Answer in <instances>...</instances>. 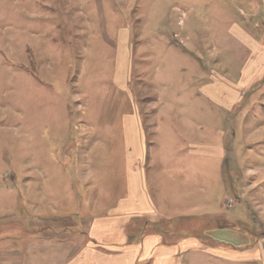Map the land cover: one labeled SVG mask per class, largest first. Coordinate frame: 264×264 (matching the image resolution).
I'll use <instances>...</instances> for the list:
<instances>
[{"label": "rangeland", "instance_id": "374dc122", "mask_svg": "<svg viewBox=\"0 0 264 264\" xmlns=\"http://www.w3.org/2000/svg\"><path fill=\"white\" fill-rule=\"evenodd\" d=\"M133 159L143 224L264 235V0H0V264H58Z\"/></svg>", "mask_w": 264, "mask_h": 264}, {"label": "crops", "instance_id": "0c3cea01", "mask_svg": "<svg viewBox=\"0 0 264 264\" xmlns=\"http://www.w3.org/2000/svg\"><path fill=\"white\" fill-rule=\"evenodd\" d=\"M123 120L127 145L131 146L133 154L138 141L140 143L138 118L130 114ZM128 152L132 156L129 148ZM135 165V159L129 160L124 199L110 210L106 203L98 210L100 204L97 205L89 215L86 228L83 227L82 233L74 230L69 242L64 241L62 234L57 239L64 241L61 249L56 250L58 264H264V235L248 237L241 233L247 231L238 222L221 220L213 225L184 222V227H179L181 225L177 226L167 216L172 218L185 212L171 209L163 215L155 211L147 218L150 222L143 224L139 216L148 212L150 203L155 206V201ZM211 213L206 210L203 214ZM159 220L164 223L151 224ZM29 245L30 242L25 244L28 248ZM26 254L29 255L28 250ZM27 261L30 262V258Z\"/></svg>", "mask_w": 264, "mask_h": 264}]
</instances>
